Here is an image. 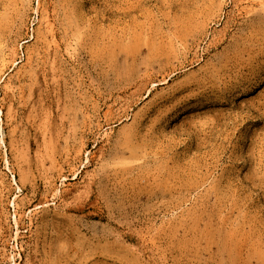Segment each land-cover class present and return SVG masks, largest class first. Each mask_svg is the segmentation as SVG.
Returning <instances> with one entry per match:
<instances>
[{"label":"rangeland","instance_id":"1","mask_svg":"<svg viewBox=\"0 0 264 264\" xmlns=\"http://www.w3.org/2000/svg\"><path fill=\"white\" fill-rule=\"evenodd\" d=\"M0 264H264V0H0Z\"/></svg>","mask_w":264,"mask_h":264}]
</instances>
